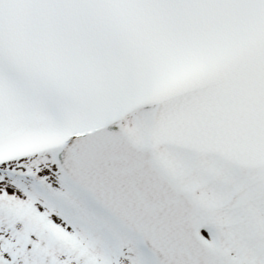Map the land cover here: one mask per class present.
I'll return each mask as SVG.
<instances>
[{"label": "snow or ice", "instance_id": "snow-or-ice-1", "mask_svg": "<svg viewBox=\"0 0 264 264\" xmlns=\"http://www.w3.org/2000/svg\"><path fill=\"white\" fill-rule=\"evenodd\" d=\"M0 264H264V0H0Z\"/></svg>", "mask_w": 264, "mask_h": 264}]
</instances>
